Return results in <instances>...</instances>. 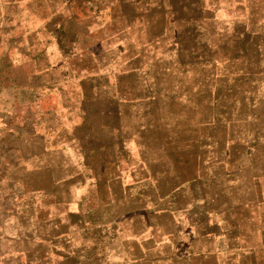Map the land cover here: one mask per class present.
Segmentation results:
<instances>
[{
	"label": "rangeland",
	"instance_id": "1",
	"mask_svg": "<svg viewBox=\"0 0 264 264\" xmlns=\"http://www.w3.org/2000/svg\"><path fill=\"white\" fill-rule=\"evenodd\" d=\"M123 1L0 0V142L43 145L67 209L264 204V0ZM77 259L8 264L116 257Z\"/></svg>",
	"mask_w": 264,
	"mask_h": 264
},
{
	"label": "crops",
	"instance_id": "2",
	"mask_svg": "<svg viewBox=\"0 0 264 264\" xmlns=\"http://www.w3.org/2000/svg\"><path fill=\"white\" fill-rule=\"evenodd\" d=\"M139 1L147 9L157 4L169 10V0ZM69 4L66 9L75 7ZM45 149L25 139L0 142V264L13 257L19 262L49 257L61 263L116 257L114 264H251L264 257V204L219 208L210 198L205 205L165 210L160 223L154 220L148 191L125 206H105L98 212L76 210L75 205L67 209L66 204L75 203L74 192L60 197L62 179L57 168L47 166ZM258 184L264 202L263 176ZM92 229L96 237L75 243L77 233Z\"/></svg>",
	"mask_w": 264,
	"mask_h": 264
}]
</instances>
